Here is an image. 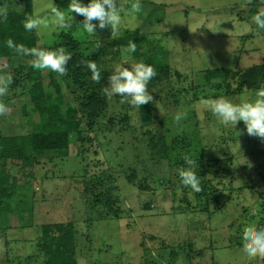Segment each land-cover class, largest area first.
<instances>
[{
  "label": "rangeland",
  "instance_id": "1",
  "mask_svg": "<svg viewBox=\"0 0 264 264\" xmlns=\"http://www.w3.org/2000/svg\"><path fill=\"white\" fill-rule=\"evenodd\" d=\"M11 1L15 13H8L7 21L19 31L24 3ZM258 1L257 10L264 9V0ZM133 2L117 0L124 11L116 37L111 38L110 27L99 29L98 21H93L94 37L82 34L77 27L84 18L75 13L71 29H35L39 48L65 47L72 57L96 58L106 86L118 64L130 67L155 58L170 72L162 84H148L152 125L143 127L139 108L114 95L96 120L85 114L84 141L72 138L69 157H43L21 172L11 166L32 217L28 224L0 213V264H50L44 229L53 227L50 234L57 237L55 227L64 225L72 227L76 264H264L243 251V228L264 229V140L249 136L242 121L220 123L200 103L201 97L224 96L238 104L264 87L237 92L239 80L220 74L264 63V30L252 21L254 0H140L141 12L130 14ZM50 7L51 0H33V17L50 14ZM128 37L137 51L124 55L127 45L120 40ZM31 60L0 58V75L13 78L0 97L11 109L0 116L5 137L27 135L29 119L40 121L31 111L28 76L38 71ZM39 71L45 87L51 75L61 85L64 110H82L86 93L69 78L68 68L62 77ZM178 111L187 112L179 124ZM185 155L197 160L196 173L206 172L207 191L182 186L178 170L186 167ZM205 180H200L202 190Z\"/></svg>",
  "mask_w": 264,
  "mask_h": 264
},
{
  "label": "trees",
  "instance_id": "2",
  "mask_svg": "<svg viewBox=\"0 0 264 264\" xmlns=\"http://www.w3.org/2000/svg\"><path fill=\"white\" fill-rule=\"evenodd\" d=\"M24 3V11L20 15L19 31H12L9 28L8 21L0 22V58L14 59L23 58L14 51L6 47V40L12 39L17 44H23L26 47H37L36 30L26 31L23 25L25 17L30 15L33 17V0H22ZM56 4L67 10L70 0H54ZM260 1L254 0L252 4L251 14H256L257 5ZM0 6L6 7L8 13H15L11 0H0ZM2 19V18H0ZM8 20V19H7ZM69 37L66 35L65 38ZM131 41L130 37L120 40L124 45H128ZM71 49V48H70ZM85 60L82 57L75 56L67 64L70 71V77L74 82L80 83L82 90L85 91L82 110L74 106H67L64 110V94L59 82L51 75L50 84L45 87L41 82L40 71L30 72L29 96L34 104L32 113H38L40 116L39 123L33 121L32 118L31 132L23 136L5 137L0 133V213H8L10 216H17L20 221L30 223L32 210L29 207L27 197L23 189L18 183V178L12 173L16 166L19 172L23 170H32L43 157L48 158H67L70 155L71 140L74 136L80 143H83L84 137L81 125L85 123V114L96 120L108 106V98L102 94V89L106 87L104 81L98 83L92 81L91 73L87 67L80 62ZM96 58L94 59V61ZM157 60L151 58L146 65L155 68L157 75L149 82L151 87H155L169 78V67L167 65H157ZM222 79L230 77L239 80L237 92L244 90L258 89L264 83V63L254 65L240 72L223 69L220 71ZM91 86H87V82ZM54 89V90H52ZM140 119L143 127L150 126L154 123L153 103L149 102L139 108ZM95 118V119H94ZM94 122L90 123V126ZM200 165V164H199ZM202 166V164H201ZM201 168V167H200ZM197 176L200 180H205V174L202 169L197 170ZM205 188L203 192L208 190L210 181H204ZM201 195V194H200ZM207 196V195H206ZM99 199V196H96ZM110 210H112L111 205ZM7 221V220H6ZM53 227L47 226L44 229V236L48 240L47 253L51 260L50 264H76L74 259L75 243L71 226L55 227L59 229L60 234L57 237L51 236ZM1 230V225H0ZM58 262V263H55Z\"/></svg>",
  "mask_w": 264,
  "mask_h": 264
},
{
  "label": "clouds",
  "instance_id": "3",
  "mask_svg": "<svg viewBox=\"0 0 264 264\" xmlns=\"http://www.w3.org/2000/svg\"><path fill=\"white\" fill-rule=\"evenodd\" d=\"M251 3V0H249ZM142 10L140 0H135L130 5L129 13L138 14ZM124 10L117 4V0H90L84 4L81 0H70L65 10L59 9L51 0L50 14L32 17H25L23 25L26 31L31 32L40 27L47 28L54 25L60 29H71L74 21L73 13L82 16V26L77 27L82 34L94 37L98 21L99 29L111 28V38L116 37L118 28L122 23V12ZM8 12L6 7L0 6V22H7ZM253 23L258 29L264 30V9H260L253 17ZM6 47L20 56H30V66L36 70H51L59 76L67 75V64L72 55L65 47H59L54 50L26 47L23 44H17L12 39L5 42ZM137 51V44L132 41L128 42L122 53L127 55ZM81 64L85 65L91 73L92 81L98 83L101 79V71L95 61L82 60ZM157 75L156 70L151 65L142 62H134L130 67L123 64L115 66L113 73L108 77V86L102 89V94L111 98L114 95L123 97V102L131 106L140 108L149 102L154 101L153 95L148 90L149 82ZM13 83L10 74L0 75V97L7 94L9 86ZM200 103L210 108L212 115L224 125L236 126L238 122H243L246 132L249 136H256L264 140V87L255 92V98L245 100L241 103H233L228 98L220 96L216 99H204L201 97ZM11 109L3 102H0V116L6 115ZM187 118V112L178 111L174 116L175 123L179 124ZM242 133L238 132V136ZM186 167L178 170L183 187L191 188L193 192L202 191L200 178L197 176L195 169L198 167L197 160L192 159L189 155L183 157ZM243 251L250 259L264 261V229L257 230L255 225L248 224L243 228Z\"/></svg>",
  "mask_w": 264,
  "mask_h": 264
}]
</instances>
